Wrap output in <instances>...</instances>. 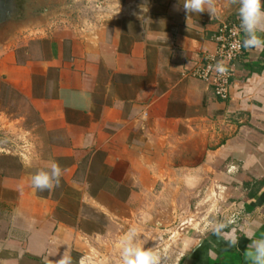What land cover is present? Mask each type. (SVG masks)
I'll list each match as a JSON object with an SVG mask.
<instances>
[{
	"label": "crops",
	"instance_id": "0c3cea01",
	"mask_svg": "<svg viewBox=\"0 0 264 264\" xmlns=\"http://www.w3.org/2000/svg\"><path fill=\"white\" fill-rule=\"evenodd\" d=\"M23 2L0 37V264L68 246L74 261L118 264L132 228L176 264H248L252 220L264 238V52L244 48L227 100L189 75L237 6L189 17L183 0H106L100 13ZM52 160L59 187L34 190Z\"/></svg>",
	"mask_w": 264,
	"mask_h": 264
},
{
	"label": "clouds",
	"instance_id": "9594fccd",
	"mask_svg": "<svg viewBox=\"0 0 264 264\" xmlns=\"http://www.w3.org/2000/svg\"><path fill=\"white\" fill-rule=\"evenodd\" d=\"M228 2L229 5L237 6L236 14L239 19V29L243 33L240 46L245 49L264 52V0H228ZM182 4L183 10L189 17L190 14L200 15L205 11L213 17L216 12L214 0H183ZM176 10H179V5L176 6ZM143 11H147V9L143 8ZM209 67L221 77L226 76L229 72L228 67L222 61ZM61 176V166L52 160L49 161L47 170H38L31 176V186L36 191H51L59 187ZM258 225V220H252L249 230L245 233L250 241L245 250V258L248 264H264V238H254L255 228ZM222 227L221 224L212 225L211 231L217 237L224 238L229 247H235L239 243L238 238L222 234ZM148 240L138 239L137 230L135 228L130 229L120 240L118 264H176L167 253L158 251V244L153 247H145ZM201 243L202 241L198 242L195 247ZM43 264H85V259L82 257L79 261H74L68 246L58 260L52 261L49 256H45Z\"/></svg>",
	"mask_w": 264,
	"mask_h": 264
},
{
	"label": "built area",
	"instance_id": "2783aa9c",
	"mask_svg": "<svg viewBox=\"0 0 264 264\" xmlns=\"http://www.w3.org/2000/svg\"><path fill=\"white\" fill-rule=\"evenodd\" d=\"M94 6L97 12H103L106 0H86V6ZM243 33L239 29V23L232 20L224 21L217 33L214 35L216 50L204 52L199 62L192 68L189 75L203 79L214 87L215 94L222 100H227L231 95V79L235 72V63L243 54L244 48L241 45ZM223 62L229 69L226 76L221 77L210 65L214 66L218 62ZM25 147V146H24ZM24 148V152H25ZM248 219L239 213L230 211L227 223L231 225L246 226Z\"/></svg>",
	"mask_w": 264,
	"mask_h": 264
},
{
	"label": "water",
	"instance_id": "95a60500",
	"mask_svg": "<svg viewBox=\"0 0 264 264\" xmlns=\"http://www.w3.org/2000/svg\"><path fill=\"white\" fill-rule=\"evenodd\" d=\"M25 4L23 0H0V37L5 35L10 27L23 23L21 15H24Z\"/></svg>",
	"mask_w": 264,
	"mask_h": 264
},
{
	"label": "rangeland",
	"instance_id": "374dc122",
	"mask_svg": "<svg viewBox=\"0 0 264 264\" xmlns=\"http://www.w3.org/2000/svg\"><path fill=\"white\" fill-rule=\"evenodd\" d=\"M207 208H208V207H207ZM207 215H208V214H207V212L205 213V211H203V213H202V215H201V216H202L203 218H205V217H207ZM203 226H205V223H204V225H203Z\"/></svg>",
	"mask_w": 264,
	"mask_h": 264
},
{
	"label": "trees",
	"instance_id": "16d2710c",
	"mask_svg": "<svg viewBox=\"0 0 264 264\" xmlns=\"http://www.w3.org/2000/svg\"><path fill=\"white\" fill-rule=\"evenodd\" d=\"M229 20H232V21H236V22H238L237 19H236V18H233V17H232V18H229ZM238 23H239V22H238Z\"/></svg>",
	"mask_w": 264,
	"mask_h": 264
}]
</instances>
